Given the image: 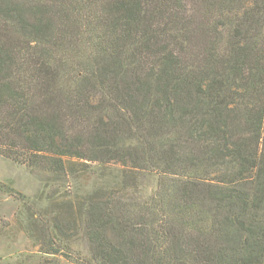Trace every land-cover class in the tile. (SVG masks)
<instances>
[{
    "label": "trees",
    "instance_id": "1",
    "mask_svg": "<svg viewBox=\"0 0 264 264\" xmlns=\"http://www.w3.org/2000/svg\"><path fill=\"white\" fill-rule=\"evenodd\" d=\"M0 156L98 178L31 216L49 255L264 264V0H0Z\"/></svg>",
    "mask_w": 264,
    "mask_h": 264
},
{
    "label": "rangeland",
    "instance_id": "2",
    "mask_svg": "<svg viewBox=\"0 0 264 264\" xmlns=\"http://www.w3.org/2000/svg\"><path fill=\"white\" fill-rule=\"evenodd\" d=\"M109 172L115 174L117 169L111 167ZM154 181L152 177L142 180L143 194L152 192ZM96 183L98 178L96 174L91 173L90 176H84L80 181L71 182L62 188H45V183L37 175L0 156V264H74L71 259H77V253H63L58 240V254L45 253L39 238L41 229L36 227L38 231L34 230V224H38L34 220H40L44 214L43 220L52 227V218L61 211H57L54 203L75 204L77 195L91 190ZM52 191H60L62 195H66L54 202L46 197ZM32 215L34 220L31 228ZM74 249L82 251L83 254L87 251L79 245Z\"/></svg>",
    "mask_w": 264,
    "mask_h": 264
}]
</instances>
